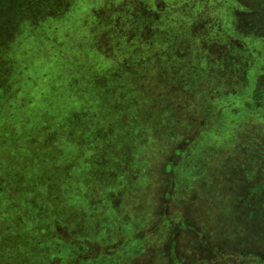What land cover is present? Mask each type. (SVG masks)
Here are the masks:
<instances>
[{"label": "rangeland", "instance_id": "1", "mask_svg": "<svg viewBox=\"0 0 264 264\" xmlns=\"http://www.w3.org/2000/svg\"><path fill=\"white\" fill-rule=\"evenodd\" d=\"M0 264H264V0H0Z\"/></svg>", "mask_w": 264, "mask_h": 264}, {"label": "trees", "instance_id": "2", "mask_svg": "<svg viewBox=\"0 0 264 264\" xmlns=\"http://www.w3.org/2000/svg\"><path fill=\"white\" fill-rule=\"evenodd\" d=\"M63 1H64V0H61V3H62ZM59 5H60V4H59ZM160 35H161V33H160ZM160 35H159V36H160ZM3 81H4V80H3ZM7 83H8V82H7ZM2 94H3V92H2ZM5 95H6V94H5ZM2 98H3V97H2ZM3 99H5V98H3Z\"/></svg>", "mask_w": 264, "mask_h": 264}]
</instances>
